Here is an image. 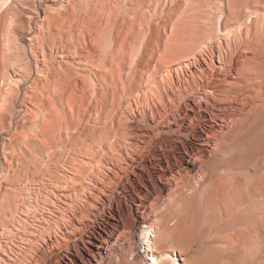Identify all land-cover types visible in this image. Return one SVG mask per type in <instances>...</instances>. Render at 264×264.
<instances>
[{"label":"bare ground","instance_id":"1","mask_svg":"<svg viewBox=\"0 0 264 264\" xmlns=\"http://www.w3.org/2000/svg\"><path fill=\"white\" fill-rule=\"evenodd\" d=\"M8 19L0 264H264V212L244 227L264 203V0H20ZM64 133L74 165L10 203Z\"/></svg>","mask_w":264,"mask_h":264},{"label":"rangeland","instance_id":"2","mask_svg":"<svg viewBox=\"0 0 264 264\" xmlns=\"http://www.w3.org/2000/svg\"><path fill=\"white\" fill-rule=\"evenodd\" d=\"M19 1L20 0H18L13 5H9V2H10L9 0L4 5L1 11V16H0V27L8 26V21H9L8 18L17 11ZM169 1H170V4H172L174 0H168V2ZM92 47L97 53L100 47L102 49L104 48L102 44L101 46H99V44L97 43H93ZM82 88H83V91L87 95H91L94 90V86L91 81H85V83L82 84ZM122 94H123V91H122ZM69 141H70V137L67 136L66 133H64L62 136V143H61L62 147H59V143L58 142L56 143L54 140L51 141L49 144L40 145L44 150L48 152V154L41 155V156H32L26 160L25 170L23 171L25 175L24 177L18 178L14 181V183L17 184L16 192L14 194H11L8 197V200L10 203H12L13 205L17 204L23 196L22 189L28 184H33L34 180L37 178L49 177L50 180L60 181V179L62 178V172H64V168L66 164L74 165V161L70 157L72 154L68 150ZM0 162H3V160H0ZM12 166H13L12 172L18 173L19 168H21L20 164L19 163L17 164L16 160H13ZM116 203L119 206V203L117 200H116ZM120 203H121L120 209L124 213V216H126L127 208L124 206L122 198H121ZM263 212H264L263 202L257 201V202L252 203L248 209V212L246 213L245 222H247V224L244 227H248V225L252 223L251 219L253 218V216L257 217L261 215ZM126 255L127 254L125 253L122 259L128 262ZM231 258H232V255L230 256V259Z\"/></svg>","mask_w":264,"mask_h":264}]
</instances>
